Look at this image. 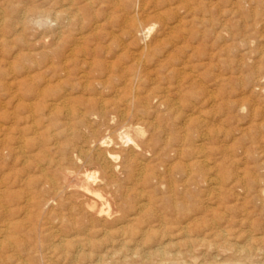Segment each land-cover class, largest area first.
I'll return each instance as SVG.
<instances>
[{
  "label": "rangeland",
  "instance_id": "374dc122",
  "mask_svg": "<svg viewBox=\"0 0 264 264\" xmlns=\"http://www.w3.org/2000/svg\"><path fill=\"white\" fill-rule=\"evenodd\" d=\"M0 10V224L11 226L0 264H264V0H0ZM136 26L150 30L140 38ZM67 54L73 73L45 71ZM86 54L83 88L74 74ZM101 137L111 179L72 155ZM61 171L71 177L54 197ZM89 173L106 224L83 217L75 192ZM168 241L163 259L146 256Z\"/></svg>",
  "mask_w": 264,
  "mask_h": 264
},
{
  "label": "bare ground",
  "instance_id": "6f19581e",
  "mask_svg": "<svg viewBox=\"0 0 264 264\" xmlns=\"http://www.w3.org/2000/svg\"><path fill=\"white\" fill-rule=\"evenodd\" d=\"M1 11V10H0ZM20 15V14H19ZM43 16V15H42ZM23 18H25V17H23ZM2 17H1V13H0V26L2 25ZM96 26V25H95ZM145 27H143V29H144ZM133 29H134V32L136 33V35L138 34V36L140 37V38H143L144 36H146V34H147V32L150 30H146V31H143V29H142V27L141 28H139V27H133ZM152 29V28H151ZM135 36V35H134ZM1 38V37H0ZM140 38H139V40H140ZM142 41V40H141ZM99 49V48H98ZM83 51H85V50H83ZM143 51V50H142ZM95 53V52H94ZM70 54H72V53H70ZM70 54H67L65 57H60V59H59V62H57V64L54 62V63H50V64H47L46 65V68H45V71L48 69V71L49 70H51V71H55V69H57V68H59V71H61L62 70V72H63V74L64 75H68L69 74V72H72V71H68L67 70V66L69 67L70 66V64H72V63H70V61H71V55ZM90 54H92V52L90 53ZM98 55V54H97ZM82 56V55H81ZM86 56H88L87 54L86 55H83V59L81 60V64L79 65V68L77 69V71H76V73L74 74V76L76 77V79H77V81H78V83H77V86L79 87H83V88H85L86 87V83H88L87 82V69H90V67H91V65L92 64H87V63H85V59H87L86 58ZM95 56V55H94ZM73 57V56H72ZM75 58V57H74ZM74 58H72V59H74ZM78 58V57H77ZM81 58V57H80ZM94 58V57H93ZM90 59H91V57H90ZM58 60V59H57ZM74 60H76V58L74 59ZM111 60V59H110ZM73 61V60H72ZM77 61H78V59H77ZM89 61V60H88ZM94 61V59L92 60V62ZM91 62V63H92ZM75 63H76V61H75ZM97 64H98V66H101L98 62H96ZM69 64V65H68ZM78 64V63H77ZM57 65V67H55ZM86 65H89V67L88 66H86ZM97 66V67H98ZM109 66V65H108ZM92 67H93V65H92ZM97 67H95V68H97ZM55 68V69H54ZM123 68H124V66H123ZM99 69V68H98ZM75 70V69H74ZM87 70V71H86ZM50 71V72H51ZM52 73V72H51ZM55 73H58V72H56L55 71ZM73 73V72H72ZM111 73V72H110ZM101 75V74H100ZM103 77L102 78H105V79H108L109 77H110V75H108V73L107 72H103ZM134 75H136L135 73H134ZM134 75H132V73H131V77H130V80H132V77L134 78L135 76ZM28 76V75H27ZM137 76V75H136ZM27 78V77H26ZM137 78V77H136ZM135 78V79H136ZM28 79V78H27ZM20 80V79H19ZM26 80V79H25ZM134 80V79H133ZM23 81V80H22ZM22 81H20V82H22ZM26 82V81H25ZM25 82H24V84H25ZM24 84H22V85H24ZM47 83H44V86L46 85ZM95 85H98V86H100V85H103L102 83H92V90L94 89V86ZM17 86V85H16ZM28 86V85H27ZM97 87V86H96ZM101 88V87H100ZM31 89V88H30ZM32 90V96L31 97H36V96H41L42 95V93L40 94L39 92H36L35 90L33 91V89H31ZM10 91V90H9ZM40 91V90H39ZM133 91V90H132ZM66 92V91H65ZM9 93H11V92H9ZM8 93V94H9ZM14 92H12V94H13ZM11 94V96H13ZM44 94V93H43ZM58 94V93H57ZM49 95V94H48ZM56 95V94H55ZM39 96V97H40ZM9 97V96H8ZM45 97V96H44ZM43 96H42V98H44ZM70 97V94H62V95H60V96H58V98H55V99H57V101L60 103V104H64V103H66L67 102V100H68V98ZM12 99V98H11ZM49 99V98H48ZM133 100V99H132ZM52 103H54L53 101H52ZM49 104V106L47 107L48 109H49V111H51L52 110V105L53 104ZM131 103V102H130ZM47 104V105H48ZM92 104V103H91ZM93 106H94V108H96V109H98V110H101L102 108H100V105H98L96 102L95 103H93ZM66 112V111H65ZM67 115V114H66ZM1 125V124H0ZM33 126V125H32ZM129 127V126H128ZM33 131V130H32ZM132 131H133V133H134V135L135 136H139L142 132H141V129H139V128H137V127H132ZM124 134V133H123ZM120 135V134H119ZM125 135H127V134H125ZM20 136V135H19ZM123 136V135H122ZM121 136V137H122ZM21 137V136H20ZM120 137V136H119ZM121 137H120V139H121ZM130 136L128 135V137L126 136H123L122 138H124L125 139V142L126 141H130L131 140V138H129ZM16 138V137H15ZM22 138V137H21ZM17 141H16V149H18V150H20L21 151V149H22V146H23V141L19 138V139H16ZM124 141V140H123ZM111 142V140H109V139H105V137H101V138H99V139H97V140H95V141H92L90 144H89V146L86 148V150L84 149V150H82L81 148H77V149H72V152H73V154L72 155H74V158H75V160H77V159H84V160H94L96 163H99V165H100V167H102V169L104 170V171H109V172H107L108 173V175H109V177L107 178V179H111V177H112V174H111V170L113 171V170H115L114 169V167H111V165H108L109 163H110V161L113 159V156L111 155V154H109L107 151H105V148H106V146L109 144ZM132 142V141H131ZM133 143V142H132ZM115 144V143H114ZM129 144V143H128ZM117 145V144H116ZM122 146H124L123 145V143H122ZM135 146V145H134ZM76 147V146H75ZM79 147V146H78ZM136 147V146H135ZM24 148V147H23ZM131 152H132V150H130ZM22 152V151H21ZM17 153V152H16ZM131 158H132V156H131ZM42 169V168H41ZM141 169V168H140ZM194 169V168H193ZM62 172V176H63V179H64V181L61 183V185L57 188V187H55L54 186V184L50 181V183H51V185H49V192H51V194L52 195H54V197L55 196H58V195H60L61 193H63L64 191H65V187H66V182H65V180H67V179H70V177H71V175H69V173L68 172H63V171H61ZM44 173V172H43ZM60 173V172H59ZM86 173V172H85ZM93 175V174H92ZM107 175V176H108ZM106 176V177H107ZM137 177V176H136ZM91 175H90V173L89 174H86L85 176H83V178L80 180V181H82V184H81V182H80V184L81 185H79V187H80V189L79 190H77V192H75L76 194H78V197H81V199H82V203L81 204H83L84 205V210H83V217H85L89 222H103L105 219H104V217H103V215H104V212H103V210L101 209V208H98V205H99V198H98V196L99 195H97V198H96V196H94V195H96V194H94V192H95V187L93 188V186H92V183H91ZM109 181H111V180H109ZM109 181L107 180V181H104L105 183H104V185L105 186H108L109 185ZM73 186V185H72ZM48 188V187H47ZM48 190V189H47ZM74 194V193H73ZM263 194V193H262ZM264 195V194H263ZM262 195V196H263ZM78 197H76L77 199H78ZM101 199V198H100ZM27 201H28V199H27ZM80 202H81V200H80ZM26 203V202H25ZM46 204V203H45ZM80 204V203H79ZM51 205V204H50ZM83 207V206H82ZM141 205H138L137 206V209H136V211H135V213H137L138 211H142L141 210ZM176 207V206H175ZM132 216V215H131ZM105 217H107V216H105ZM136 219V218H135ZM134 218H132L131 217V221H134L135 220ZM3 221V220H2ZM8 221V220H7ZM5 223V222H4ZM103 223H105V222H103ZM106 224V223H105ZM181 225V224H180ZM178 227H179V225H178ZM85 228H87V227H85ZM186 228V227H185ZM185 228L182 226H180V228H179V232L180 233H184L185 232ZM9 229H11V226H10V224H8V223H5V224H3V222H2V224H0V231H7V230H9ZM150 229V226L148 227V229H146V230H149ZM90 230V229H89ZM128 230V229H127ZM123 231H124V229H123V227H119V228H117V233H118V235H121V234H123ZM14 232V231H13ZM140 232V231H139ZM143 232L145 233V230L144 231H142V232H140L141 233V235H143ZM105 233V232H104ZM133 233H134V231H133ZM136 233V232H135ZM127 234H128V232H127ZM129 234H131V233H129ZM185 234V233H184ZM105 235V234H104ZM117 235V236H118ZM124 235V234H123ZM123 235H122V237H123ZM137 235H138V231H137ZM140 235V234H139ZM133 236V235H132ZM132 236H131V238H132ZM134 236H135V234H134ZM133 236V237H134ZM3 237V236H2ZM120 237V236H119ZM121 237V238H122ZM126 237H128V236H126ZM9 238H11V237H9ZM118 238V237H117ZM61 239V238H60ZM223 240V239H222ZM118 241V240H117ZM122 241V240H121ZM131 241V240H130ZM14 242V241H13ZM121 243V242H120ZM124 243V242H123ZM114 244V243H113ZM118 244V243H117ZM125 244V243H124ZM168 244H170L169 243V241L168 242H166V243H152V244H150V247H149V251H148V253L146 254V256H149V255H155V256H159V258L160 259H163V257L164 256H167V254L165 253V247L168 245ZM10 245V244H9ZM162 245H166L165 247L164 246H162ZM6 246H8V245H6ZM11 246V245H10ZM121 246V245H120ZM198 246H200V245H198ZM112 247V246H111ZM110 247V248H111ZM193 248H194V245H193V242H190V241H187V242H185V244H184V252H185V254H190L192 251H193ZM219 248V247H218ZM151 250V251H150ZM167 252V251H166ZM105 253V255H107V256H109L110 255V257L113 255V251H109V250H107V251H105L104 252ZM127 253V252H126ZM134 253H131L130 255L132 256ZM104 255V256H105ZM103 256V257H104ZM145 256V255H144ZM179 256V255H178ZM110 257H108V259H110ZM152 257V256H151ZM181 257V256H180ZM188 257V256H187ZM107 258V257H106ZM145 258V257H144ZM98 259V258H97ZM124 259V258H123ZM146 259H149L148 257H146ZM155 259V258H154ZM153 259V260H154ZM172 259V258H171ZM125 260V259H124ZM168 261H170V260H168ZM176 261V260H175ZM158 262V261H157ZM160 262H162V261H160ZM227 262V261H226ZM170 263H172V262H170ZM184 262L182 261V264H183ZM202 263V262H201ZM99 264V263H98ZM162 264V263H161ZM179 264V263H178Z\"/></svg>",
  "mask_w": 264,
  "mask_h": 264
}]
</instances>
